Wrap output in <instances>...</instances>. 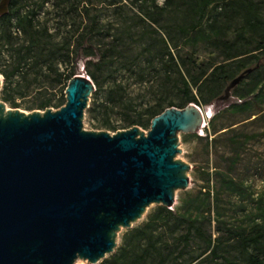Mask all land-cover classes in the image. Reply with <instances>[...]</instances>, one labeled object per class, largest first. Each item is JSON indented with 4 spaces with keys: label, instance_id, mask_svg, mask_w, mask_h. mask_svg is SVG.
Returning a JSON list of instances; mask_svg holds the SVG:
<instances>
[{
    "label": "rangeland",
    "instance_id": "obj_1",
    "mask_svg": "<svg viewBox=\"0 0 264 264\" xmlns=\"http://www.w3.org/2000/svg\"><path fill=\"white\" fill-rule=\"evenodd\" d=\"M230 0H215L202 26L185 35L175 27L184 20L185 6H165V0H15L10 8L23 14L36 11L31 37L12 18L13 24L0 20V99L10 107L26 111L44 109L40 102L51 98L47 107L57 108L66 101L65 87L78 68H85L90 76L96 74L98 84L85 111L84 126L107 129L111 132L128 128L127 120L142 118L148 121L152 107L176 105L183 107L188 100L183 75L189 80L190 95L195 94L200 106L206 108L214 97L222 93L228 81L200 83L198 88L191 77L200 75L203 66L222 62L230 48H254L262 31L254 30L244 19V9ZM264 20V0H252ZM83 40V44L79 41ZM32 49L27 52V47ZM260 54L258 50L255 51ZM26 58L17 69L20 54ZM248 66L257 63L256 57H246ZM229 67L235 69L236 62ZM244 77L233 89L240 97L255 94L242 106L229 105L208 121L201 133H181L179 156L191 163L190 184L178 190L174 208L185 210L183 200L191 196L202 201L201 209L211 203V222L205 227L214 236L217 225L223 228L224 249L237 251L227 237L226 227H248L261 220L264 207V64ZM62 80L58 82L59 72ZM242 69L236 71L240 73ZM8 73V75H4ZM174 103V104H171ZM91 107V108H90ZM107 121L111 125L106 124ZM138 124V123H134ZM148 129L150 124H139ZM212 176L208 181L203 172ZM210 188V198L200 191ZM145 215L124 233L143 223ZM193 214L202 216L199 210ZM208 216V211L205 212ZM217 219H221L218 222ZM184 224L171 218L156 232L157 245L176 254L184 243L180 236ZM117 245V246H118ZM217 259V258H216ZM78 264H90L81 259ZM206 242L191 239L178 264H215ZM218 264L226 262L218 257Z\"/></svg>",
    "mask_w": 264,
    "mask_h": 264
},
{
    "label": "water",
    "instance_id": "obj_2",
    "mask_svg": "<svg viewBox=\"0 0 264 264\" xmlns=\"http://www.w3.org/2000/svg\"><path fill=\"white\" fill-rule=\"evenodd\" d=\"M11 1L0 0V17ZM252 69L206 108L168 106L148 129L86 128L96 84L85 68L69 78L57 108L26 111L0 99V264H96L152 204L173 208L192 166L179 156L181 133H201L219 111L253 97L233 93Z\"/></svg>",
    "mask_w": 264,
    "mask_h": 264
},
{
    "label": "trees",
    "instance_id": "obj_3",
    "mask_svg": "<svg viewBox=\"0 0 264 264\" xmlns=\"http://www.w3.org/2000/svg\"><path fill=\"white\" fill-rule=\"evenodd\" d=\"M14 1L15 0H12V2ZM179 1L184 3L185 15L184 20L181 23H176L175 27L180 33L188 35L202 26L207 17L210 5L215 0H165V6L176 5ZM229 3L243 7L245 10L244 19L246 20V23L252 29L262 31L261 39L254 48L246 50H234L229 41H224V43L230 48L225 59L220 63H214L212 66H203L200 75L191 77L193 84L198 88H200L201 82L206 81L218 83L225 81L229 82L233 77L239 74H236L237 70L242 69L243 71L248 67H253V69L246 73L245 77L255 70L257 71V74H262L259 68L264 64V20L260 16L258 7L252 0H230ZM35 15L36 11L33 9L22 14L19 11V8L13 9L11 7L6 14L0 17V20L8 24H13L12 18L15 17L16 23L25 31L30 32L31 37L33 38L37 36L36 29H34ZM79 44H83V40L79 41ZM27 48V52H29L32 49V46H28ZM256 50L261 53H256ZM251 54L257 59V63L254 66H248L246 62V57ZM25 58L26 53L20 54L15 70L21 66V63ZM230 61L236 62L237 67L235 69H231L228 66V62ZM5 74L8 75V73H4V75ZM61 76L62 72L60 71L59 77H57L58 82H61ZM91 77L97 85L98 81L96 74L93 73ZM183 82L184 89L188 94V100L182 102V105L185 106L190 101H195L200 105L199 98L195 94L190 95V83L184 75ZM219 94V92L214 91L213 89L211 97L215 98ZM4 99L7 100L10 99V97L5 94ZM50 102L51 98H46L40 102V107L46 108ZM63 102H65V100ZM243 104L244 103L232 105L242 106ZM166 107H152L148 110L149 117L147 122H144L142 118H130L127 120L128 126L133 125L134 123L150 124L152 117L163 111ZM106 124L111 125L109 121H107ZM203 176L209 181L212 174L209 171H204ZM204 187L205 191L201 190L200 192L204 194V196L206 195L205 198H210L211 191L209 186ZM183 202V207H185V210L183 211L178 208H171L158 204L154 211L148 213L147 218L143 223L124 233L123 240L113 253L96 264H178L177 262L179 258L185 254L186 248L190 244L191 239L196 236L206 242L209 254L216 260L215 264H218V257H221L226 264H264V207L260 215V221H256L248 227H236L233 225L226 227V232L228 234L227 237L232 241L231 245L237 251L233 254L232 250L222 252L224 249V233H221L223 228L219 223L217 225V232H219V234L216 236H214L213 233L208 232L205 227V218L210 222L212 218H214L211 215V203H208V209L205 207L201 209L200 204L202 201L195 196L184 199ZM194 210L202 212V216L200 217L198 214H193ZM206 211H208V216L205 215ZM173 217L180 224H184L185 227V231L180 234L182 239H184V243L181 248H178L176 254L173 253L174 251H172V254L166 252L165 248L157 245L156 241V232L158 228L162 224L168 223ZM217 220L220 222L221 219Z\"/></svg>",
    "mask_w": 264,
    "mask_h": 264
},
{
    "label": "bare ground",
    "instance_id": "obj_4",
    "mask_svg": "<svg viewBox=\"0 0 264 264\" xmlns=\"http://www.w3.org/2000/svg\"><path fill=\"white\" fill-rule=\"evenodd\" d=\"M79 261H81V259H77L76 262H75V264L80 263Z\"/></svg>",
    "mask_w": 264,
    "mask_h": 264
},
{
    "label": "clouds",
    "instance_id": "obj_5",
    "mask_svg": "<svg viewBox=\"0 0 264 264\" xmlns=\"http://www.w3.org/2000/svg\"><path fill=\"white\" fill-rule=\"evenodd\" d=\"M199 105V104H198Z\"/></svg>",
    "mask_w": 264,
    "mask_h": 264
}]
</instances>
